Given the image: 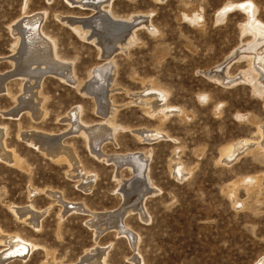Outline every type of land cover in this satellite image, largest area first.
Segmentation results:
<instances>
[{
	"label": "rangeland",
	"instance_id": "374dc122",
	"mask_svg": "<svg viewBox=\"0 0 264 264\" xmlns=\"http://www.w3.org/2000/svg\"><path fill=\"white\" fill-rule=\"evenodd\" d=\"M245 1L255 5L256 16L264 23V0H111L108 9L114 17L147 19L128 46L112 55L107 89L111 113H98L94 100L80 95L75 85L45 76L40 81L44 115L39 121L25 112L13 119L0 116L6 146L15 157V164L0 160V234L18 235L35 245L24 259L4 264H74L98 243L108 246L107 264H264V93L258 87L259 76L251 74L250 62L230 58L251 40L241 32L245 15L234 11L217 16L226 4ZM36 11L45 13L42 30L54 41L58 57L71 63L76 85L84 87L92 68L101 63L98 49L73 34L59 17L93 13L70 8L67 0H0V57L14 56L20 46L10 25ZM12 66L10 61L0 62V74ZM216 66L223 78L228 74L232 79L225 83L208 79L204 73ZM22 83L7 81L0 91V110L16 104ZM151 88L166 94L163 101L159 98L162 114L148 115L135 99ZM73 108H79L87 125L108 119L117 127L115 145L101 147L107 156L147 154V178L156 189L147 186L151 191L141 201L147 212L144 218L130 204L124 219L139 235L136 253L114 230L95 240L87 216L64 212L48 194L57 191L93 211L115 210L128 199L121 189L133 175L130 167L107 165L90 153L84 136L68 135L63 143L85 171L96 175L84 191L79 180L69 176L67 162L52 160L18 138L32 129L48 135L67 131L64 117ZM135 129L159 130L167 137L141 144ZM243 140L254 145L227 163L221 159L230 145ZM25 205L47 210L39 230L13 212V206Z\"/></svg>",
	"mask_w": 264,
	"mask_h": 264
},
{
	"label": "bare ground",
	"instance_id": "6f19581e",
	"mask_svg": "<svg viewBox=\"0 0 264 264\" xmlns=\"http://www.w3.org/2000/svg\"><path fill=\"white\" fill-rule=\"evenodd\" d=\"M67 1L70 8L89 10L93 13L89 16L81 17H59V20L73 34L83 37L86 42L98 49V57L101 63L92 68L93 70L90 71V76L85 86L80 88V85H76V78L70 68L71 63L58 57L54 41L49 36H46L42 30L45 13L40 11L30 14L24 13L9 28L12 36L17 41L16 45H20L16 54L14 56L0 57V62L7 60L12 65L14 64L12 66L13 70L0 74V91L3 90L2 88L7 81L21 79L23 81L21 92L14 97L16 104L6 111L0 110V116L6 119H13L20 117L25 112L30 115L33 121H39L44 115L41 107L43 100L39 94L40 81L45 76L54 77L61 83L72 87L76 86L80 95L91 97L94 100L95 105L99 107L98 113L102 111L106 112L105 115L108 114L110 107L107 100V89L112 76V55L116 50L121 51L126 48L131 40H133V35H135L136 31L144 29L143 25L147 20L146 16L134 15L123 19L116 18L108 9L111 0ZM234 11H239L245 15V22L241 25V32L245 36L250 35L251 40L241 46L239 45L240 47L236 49L230 58L231 60L239 59L240 61L247 59L250 62L251 71H253L251 74L259 76L258 87L264 93V23L257 18L256 7L251 1L226 4L217 12V16L223 18ZM218 69H220L219 66L216 70H209L211 71L210 74H204L208 79L220 81V83H225L229 79H232L228 74L223 78V74L219 73ZM151 92L157 94H151ZM133 95L135 94L133 93ZM165 95L164 91L151 88L150 93L147 95L138 94L135 99L140 105L147 108L148 115H155L160 112V114L164 113V106L160 105L159 98L163 101L162 99H165ZM112 107L114 108V106ZM64 119L70 128L60 134L48 135L32 129L27 131L28 133L24 132L25 134L20 132L18 138L22 141L24 140L29 146L36 147L45 156H51L52 160L67 162L72 170L69 172V176L78 179L81 183L80 188L84 191L92 185V180L96 175L85 171L72 148L63 143V139L68 135L78 133V135L84 136L90 153L97 159H104L107 165L113 164L116 169L125 167V165L130 167L133 175L130 179L123 181L124 185L121 189L122 193L124 192L123 195L128 196V199L125 204L115 210L93 211L82 203H73L65 200L57 191L49 190L48 194L52 199L60 203L64 212L72 210L74 214L78 213L87 216L88 228L94 231L95 240L102 237L103 232L114 230L115 236L126 239L133 252L136 253L139 235L126 225L124 219L131 212L130 204H133V209L137 211L140 218H144L147 213L144 205H141V201L146 193L151 191L147 186L155 188L147 178V154L133 152L107 156L102 152L101 147L108 142L115 145L114 133L117 128L108 119L106 122L87 125L80 119L79 108L70 110ZM263 128H261L262 132H264ZM134 132L133 134L140 140L141 144H153L161 140L160 136L167 137L164 132L159 130L135 129ZM5 137L6 129L0 126V160L7 164H15L14 153L6 146ZM251 145L253 146L254 142L248 140L237 141L223 152L221 159H224L227 163L228 160L231 161L239 153L241 154L248 150V148H251ZM123 155L126 156L119 157ZM175 158H173V166L178 167L179 163H176ZM176 169V172L181 173L180 168ZM181 174L183 175V173ZM13 212L22 222H26L39 230L42 226L43 216L47 210L40 211L31 205H25L13 206ZM0 244H4V248L0 250V264H4L13 258L24 259L35 248L34 244L28 240L21 239L18 235L9 236L0 234ZM107 252L108 246H102L99 243L94 244L74 264H107L105 262Z\"/></svg>",
	"mask_w": 264,
	"mask_h": 264
}]
</instances>
